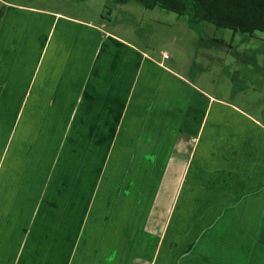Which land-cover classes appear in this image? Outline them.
<instances>
[{
	"label": "crops",
	"instance_id": "obj_1",
	"mask_svg": "<svg viewBox=\"0 0 264 264\" xmlns=\"http://www.w3.org/2000/svg\"><path fill=\"white\" fill-rule=\"evenodd\" d=\"M244 80L203 87L101 25L0 0V154L70 129L54 119L74 88L118 87L128 132L112 145L143 163L74 188L54 155L16 170L21 184H0V264H264V76Z\"/></svg>",
	"mask_w": 264,
	"mask_h": 264
},
{
	"label": "rangeland",
	"instance_id": "obj_2",
	"mask_svg": "<svg viewBox=\"0 0 264 264\" xmlns=\"http://www.w3.org/2000/svg\"><path fill=\"white\" fill-rule=\"evenodd\" d=\"M6 1L38 11L73 15L101 25L150 56H164L169 68L203 87H206V80L210 81L209 84L216 80L218 90H237L241 89L244 79L256 80L257 76H264V32L257 31L250 36L248 33L216 27L204 21L201 14L194 17L192 8L179 15L159 5L147 8L138 0ZM81 89L83 94L79 88H74L72 94L75 92L76 95L65 97L66 101L71 98L69 104H59L61 108H70L69 113H55L54 124L62 126L69 122L70 129H40L39 144L31 146L32 156L28 153L27 145H21L20 138H5L9 143L5 144L6 152L0 154V174H4L0 176V184H21L16 170L30 169L32 161L43 155H46L44 168L54 155V168L67 171L55 177L57 185L69 184L73 188L74 185L111 184L120 179L112 177L107 170L143 167L140 160H119V157L127 156V151L132 147L127 149L128 145L125 144L117 151L116 146L113 148L112 145L114 139L126 137L128 132L126 128L118 127L129 120L127 114L118 112L128 99L127 89L91 87L86 90L82 86ZM258 102L264 105V96H260ZM110 107L116 112H104ZM6 108L10 107L7 105ZM9 120L13 121L12 118ZM129 131L130 137H134L136 131ZM52 141L54 143L50 144ZM16 149L18 152H15ZM82 173L83 177L80 176ZM239 216L240 224L249 225L247 221L251 217L248 214ZM203 260L208 263V259ZM249 261L260 264L252 257H249Z\"/></svg>",
	"mask_w": 264,
	"mask_h": 264
},
{
	"label": "trees",
	"instance_id": "obj_3",
	"mask_svg": "<svg viewBox=\"0 0 264 264\" xmlns=\"http://www.w3.org/2000/svg\"><path fill=\"white\" fill-rule=\"evenodd\" d=\"M147 8L160 6L179 15L192 8L194 17L234 32H264V0H138Z\"/></svg>",
	"mask_w": 264,
	"mask_h": 264
}]
</instances>
